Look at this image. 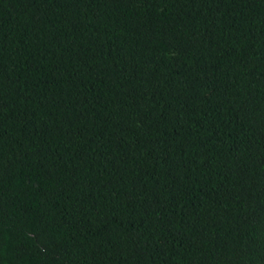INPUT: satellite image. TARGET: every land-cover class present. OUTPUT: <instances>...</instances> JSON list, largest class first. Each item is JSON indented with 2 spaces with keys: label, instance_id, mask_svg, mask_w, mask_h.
Returning <instances> with one entry per match:
<instances>
[{
  "label": "trees",
  "instance_id": "trees-1",
  "mask_svg": "<svg viewBox=\"0 0 264 264\" xmlns=\"http://www.w3.org/2000/svg\"><path fill=\"white\" fill-rule=\"evenodd\" d=\"M0 264H264V0H0Z\"/></svg>",
  "mask_w": 264,
  "mask_h": 264
}]
</instances>
